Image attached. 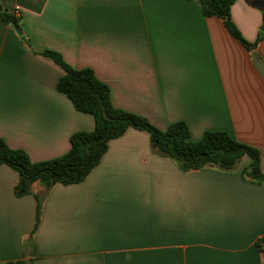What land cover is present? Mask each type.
Segmentation results:
<instances>
[{"label":"crops","instance_id":"crops-1","mask_svg":"<svg viewBox=\"0 0 264 264\" xmlns=\"http://www.w3.org/2000/svg\"><path fill=\"white\" fill-rule=\"evenodd\" d=\"M257 1L230 10L248 43L264 24ZM1 14L17 23L0 17V139L31 162L94 128L57 92L62 71L40 55L53 51L91 69L114 107L160 130L183 122L193 141L225 132L264 170V81L252 65L253 54L264 65V37L248 51L192 0H0ZM249 163L182 172L129 129L78 185L19 197L1 166L0 264H264V183L241 178Z\"/></svg>","mask_w":264,"mask_h":264},{"label":"trees","instance_id":"trees-1","mask_svg":"<svg viewBox=\"0 0 264 264\" xmlns=\"http://www.w3.org/2000/svg\"><path fill=\"white\" fill-rule=\"evenodd\" d=\"M192 1L198 4L203 17L220 19L229 34L248 51L253 52L263 39V32L258 33L254 43H248L240 35L230 19V10L236 0ZM245 1L249 4L252 2ZM0 17L6 24L17 23L10 15L1 14ZM40 55L60 68L62 76L56 84L57 92L71 102L75 111L92 116L94 128L91 132L74 133L69 139L68 152L61 157L36 163L31 162L24 151L11 149L0 139V167L7 166L16 173V196L32 195L34 184L47 191L57 184L69 186L82 183L99 164L108 143L123 137L129 129L146 133L154 154L169 159L182 172L207 168L230 172L246 156L250 163L241 172V178L255 185L264 183V170L260 167V156L255 148L220 131L205 132L199 140L193 141L183 122L171 123L165 130H160L145 117L114 107L109 87L100 82L91 69H74L59 53L53 51H44ZM39 216L38 204L37 222ZM9 264L25 263L19 261Z\"/></svg>","mask_w":264,"mask_h":264},{"label":"water","instance_id":"water-1","mask_svg":"<svg viewBox=\"0 0 264 264\" xmlns=\"http://www.w3.org/2000/svg\"><path fill=\"white\" fill-rule=\"evenodd\" d=\"M252 7L259 9L261 12H264V2L257 1L251 4ZM15 31L20 35L21 32L17 26L14 27ZM261 31L264 32V24L261 28ZM252 65L256 72L259 74L261 79L264 81V65L257 59L255 54L252 55Z\"/></svg>","mask_w":264,"mask_h":264}]
</instances>
